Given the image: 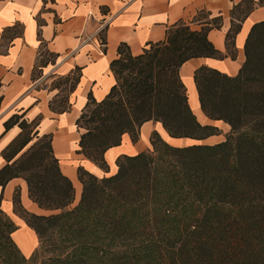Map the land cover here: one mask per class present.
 <instances>
[{
    "label": "trees",
    "instance_id": "1",
    "mask_svg": "<svg viewBox=\"0 0 264 264\" xmlns=\"http://www.w3.org/2000/svg\"><path fill=\"white\" fill-rule=\"evenodd\" d=\"M258 1L245 0L235 6L233 19L244 22L257 7H264V0ZM216 20L201 31L185 23L176 24L168 30L165 41L150 44L139 56L121 45L119 58L111 64L116 85L101 102L90 95L77 120L78 129L84 131L78 154L109 172L106 152L119 146L125 134L137 143L141 127L149 121L161 122L175 139L202 141L219 135L217 127L198 121L180 78V68L191 59L235 58L234 39L241 25H234L228 33V54H223L208 39L209 31L219 27ZM102 40L105 44V36ZM245 55L237 76L208 67L195 73L203 112L231 127L226 141L212 146L174 147L154 132L152 150L119 157L118 172L113 176L98 178L80 166L83 191L74 208L70 206L75 187L60 169L52 135L39 137L36 124L20 122L18 117L5 124L6 131L19 125L22 132L0 154L7 162L0 170V188L23 178L31 199L54 213H28L21 206L19 192L14 197L16 211L42 243L48 238L50 244L57 231L68 233L72 241L88 236L82 246L74 247V252L84 251L83 256L70 253L64 258H50L46 264H93V260L104 259L108 253L102 252L98 243H113L131 235L132 229L149 227L144 220L149 214L155 225L159 222L177 228L175 234L166 235L161 246H150L145 254H112L105 264H264V21L251 28ZM74 85L75 79L72 88ZM66 99L64 96L62 103ZM162 153L177 168V174L169 165L156 163L155 155ZM171 183L181 184L180 200H193L194 215L183 220L175 216L179 201L176 206L162 205ZM151 201L156 204L153 212L147 210L143 215ZM198 206H203L202 212H197ZM15 230L12 220L0 210V245L11 258L28 262L36 252L29 259L19 257L11 237ZM58 247L59 242H55L50 251Z\"/></svg>",
    "mask_w": 264,
    "mask_h": 264
},
{
    "label": "crops",
    "instance_id": "2",
    "mask_svg": "<svg viewBox=\"0 0 264 264\" xmlns=\"http://www.w3.org/2000/svg\"><path fill=\"white\" fill-rule=\"evenodd\" d=\"M244 1L0 0V154L22 132L19 125L6 131L8 121L18 117L20 122L36 124L39 137L52 135L54 154L62 173L73 182L74 203L79 204L83 191L78 177L80 166L98 178L113 176L118 172L119 157L152 150L154 132L174 147L212 146L226 141L231 127L223 121L211 120L203 112L195 73L208 67L232 77L239 74L246 61L245 44L251 28L264 21V7L260 6L242 23L233 19L234 7ZM215 19L219 27L209 31L208 39L223 54H228V33L234 25H241L234 39L235 58L191 59L180 68V78L198 121L217 127L219 135L202 141L175 139L161 122L149 121L141 127L137 143L125 134L119 146L106 152L109 172L78 154L84 131L78 129L77 120L90 95L101 102L116 85L111 64L119 58L121 45L139 56L150 44L165 41L168 30L176 24L185 23L192 30L201 31L214 25ZM102 36L106 39L104 46ZM64 96L67 99L62 103ZM52 104L57 110L52 109ZM6 164L0 156V170ZM17 192L22 208L28 213L50 215L54 212L40 208L31 199L23 178L13 179L5 188H0V210L16 226L12 240L22 256L30 258L38 250L40 239L16 211Z\"/></svg>",
    "mask_w": 264,
    "mask_h": 264
},
{
    "label": "rangeland",
    "instance_id": "3",
    "mask_svg": "<svg viewBox=\"0 0 264 264\" xmlns=\"http://www.w3.org/2000/svg\"><path fill=\"white\" fill-rule=\"evenodd\" d=\"M227 137V136H226ZM156 163L160 166H170V170H173L177 174V168L173 166L171 163L170 159L167 158V156L162 154H156L155 155ZM169 193L168 197L164 196L162 197V205L163 206H176V202H180L179 207L176 209L174 215L178 216L182 220L185 218L186 215H194L195 214V206L193 203V200L190 198L189 200H180V189H181V184H169ZM176 192V197L174 196ZM183 192V189L181 191ZM185 198V193L183 195V199ZM78 205L77 202L74 203V205L70 206V208H74V206ZM156 204L154 201L150 202V206L147 207L142 211V214L145 215L148 211L153 212L154 206ZM193 205V206H192ZM198 213L202 212L203 206H198ZM197 213V214H198ZM156 214L160 216V214L156 211ZM152 214H149L148 216L145 217L144 220H148L149 222V227H145L144 229L141 230H134L132 229L131 235H123L122 237L118 238L115 242L110 243L109 241H103L101 240L98 243V246L100 249H102V252L104 250L107 251V256H104V259L101 258L97 262L95 260L91 261L93 264L96 263H102L104 264L107 262L108 258L111 257L112 254H117V255H127V253H139L145 254L150 248V246L153 247H158L161 246L160 242L162 241L161 239L164 238L168 234H175L177 228H168L164 227L165 223L160 225L158 222L156 225L152 222L151 220ZM103 235V234H101ZM88 238V236H84V238ZM83 238V239H84ZM83 239L82 238H77L76 241L71 240V236L63 231H57L56 234L52 237L51 243L47 244V240L45 243L40 242V246L38 250L36 251V257L33 258L32 260L28 262H22L19 260H16L14 258H11L8 250L0 245V264H46L49 262L50 258H56V257H66L68 254L73 253L79 258L83 256L85 253L82 250L74 252V247L75 246H82L83 245ZM59 242V249L55 250L54 252H51V247L54 249V243ZM157 243V244H156ZM11 250V249H10ZM16 250V249H15ZM16 253L19 255V257L22 256L20 251L17 249ZM26 258V257H25ZM29 259V258H26Z\"/></svg>",
    "mask_w": 264,
    "mask_h": 264
},
{
    "label": "built area",
    "instance_id": "4",
    "mask_svg": "<svg viewBox=\"0 0 264 264\" xmlns=\"http://www.w3.org/2000/svg\"><path fill=\"white\" fill-rule=\"evenodd\" d=\"M101 44H102V46H104V41L101 39Z\"/></svg>",
    "mask_w": 264,
    "mask_h": 264
}]
</instances>
